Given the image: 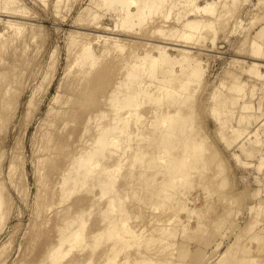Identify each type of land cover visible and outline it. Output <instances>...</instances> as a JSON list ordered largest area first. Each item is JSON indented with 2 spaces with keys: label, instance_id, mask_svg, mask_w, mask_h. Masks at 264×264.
<instances>
[{
  "label": "bare ground",
  "instance_id": "obj_1",
  "mask_svg": "<svg viewBox=\"0 0 264 264\" xmlns=\"http://www.w3.org/2000/svg\"><path fill=\"white\" fill-rule=\"evenodd\" d=\"M35 1L44 5L43 7L47 6V0ZM63 1L64 0H53L51 5L55 13L58 14L60 11ZM68 2L67 4H69ZM71 2H73V0ZM238 3L241 5L238 0H214L205 6H200L197 4V0H95L79 12L75 22L77 26L75 24L76 28L71 33L70 40L67 44V67L65 75L63 79H61L62 81L58 93L52 99L51 106L47 111V116H49L48 118L50 119H44L43 122H41L39 145L36 150L37 158L40 163L36 175L40 172V176H38L37 185V196H39L35 201L37 200L42 206L44 204L52 213L55 211L51 208L56 207V202L57 205L61 204L64 206L61 210V206L59 208L56 207L60 211L53 213V218H50L57 221V225L49 218L50 221H47L48 219H46V221L44 220V223H52L50 225L53 227V230L55 229L52 225H55L57 234H55L53 230H50L55 236L53 241L47 236L50 234V231L49 234L43 233L47 238H44L43 234H41L43 238L39 235L41 237L40 240H43V242L41 241L42 243L46 241L45 245L49 243L48 240L51 242L49 246H45V248L47 247L46 249L41 248L45 250L44 253L39 249L43 256L40 254L42 256L41 258L39 255V262H37V259L36 261L34 260L37 262L36 264H126L131 260H134L132 261L134 262L133 264H181L178 259V261H175L174 259L176 258H173L176 249L175 236L178 233L174 223L178 219L183 220L181 218L189 214L188 208L190 207L187 208L185 200L183 202V199H185L184 195H186L185 193H189L186 192V190L191 191V189L197 185H202V187L205 184L210 185L212 183L211 181L216 179L220 180V177L225 174L222 169L224 166H220L222 162H220L221 159H219L217 165L219 167H216H221L222 170H220V172L218 170L216 173H208V176H205L209 163L212 161L209 158L213 156V158L216 159L215 157L218 155H216V153L214 154L215 151L217 152V149L214 150V146L211 148V146L207 144L210 140L207 141L208 138L200 131L201 128L198 130L199 127L197 125L199 123L197 122L196 124L199 115L198 112H196V104L192 101L195 102L194 97L197 92H199V88L203 86L201 83L204 81L203 75L206 72L202 68L203 59L198 56L199 54L197 55L200 48H197V45L189 46L190 44L188 45V43L192 42L194 37L199 33L203 41L207 42L208 39H212L213 37H210V34L217 31L215 28L218 26V23H223L222 26L224 25L225 21H221L226 20L227 16H231V13H234L233 11L239 8H235ZM35 4L39 5L37 3ZM218 4L221 5V10L217 12L216 5ZM23 7L24 6L20 5L18 0H0V56L4 51L8 54L9 50L18 44H22V47L24 45L26 48L30 45L29 43L37 40L38 36L34 34L36 33L34 32L35 30H32L36 27L38 28L40 24L35 25L34 23L32 24L31 21L26 23L23 22L24 19L20 22V18L18 21L14 19L18 17L17 15H21L25 16V20H27L26 15H28L29 12H27L28 10L26 11V7L25 9ZM68 9H70V7L67 8V11ZM70 11L71 9L69 13ZM109 11L114 13V26L104 21V16H107V13L110 14ZM85 13H88L86 17ZM173 13L175 17L172 16ZM208 14H210L211 17H207ZM190 15H195L194 19H190ZM205 16L207 18H205ZM172 17L175 18V23H173V20L171 21L173 24L169 22ZM34 18L36 19V16ZM35 19L33 21H35ZM27 26L31 28L32 33L25 32L28 34L25 35L23 30ZM144 30L148 32V36L146 35L147 37L139 38L138 35H135L139 34L141 31L144 33ZM210 31L212 32L210 33ZM196 33L198 34L195 36ZM206 34L209 35L210 38L207 39ZM157 35H159V37L155 38ZM140 36H142V34ZM142 37H144V35ZM215 37L212 40L210 39L212 45L213 42L217 40ZM201 40L199 39L196 44L201 45L203 43ZM215 44L216 43H214V46ZM19 46L20 51L21 45ZM124 49H129V52L125 50L128 53L126 52L127 54H123L125 52ZM28 50H26V52ZM141 50L142 52H140ZM251 50H253L252 53L250 52L252 55L250 53L249 55H254L255 57L251 58V60L253 59L255 62L259 60L261 62L264 55L260 42L258 43L256 40H252ZM171 51L178 52V55L173 56ZM212 51L213 50L209 52ZM11 52L12 50L9 53ZM15 52L16 53H13L16 56L17 54L19 55L16 49ZM4 54H2L3 58ZM14 54L11 55L13 58L16 57ZM5 58L2 63H0V65L5 64V66L1 65L4 69H2V67L0 68L2 69L0 76H3L6 71L8 72V67L12 70L15 65L13 63L12 66L11 60L8 61V59L6 60ZM53 60L54 59L50 61L52 65L54 64ZM13 62L16 63L14 60ZM253 62L254 61H252V63ZM258 62L249 68V70H251L249 73L252 72V74L250 73L251 75L255 74L253 75L255 78L256 76L258 78L263 77L258 71V69L263 66V62L262 64ZM10 63L11 67L9 65ZM21 63L23 62L21 61ZM54 69L52 68V72H55ZM11 70L9 73H11ZM225 70L228 69L225 68ZM9 73L6 74L7 76L9 75L10 81L13 78ZM6 74L5 77H7ZM46 74H44V78ZM51 74L49 78H51ZM233 75H231V83H229L231 85L229 86L227 84L230 87L228 91L230 90L231 95L229 92V94L226 93L228 96H224L223 93H219V89L218 92L217 89H214L216 92L211 95L209 101V103H211L209 104L210 110L208 109V111H210L212 118L218 123V130L223 129L222 132L224 131L226 122L227 125H229L227 120L230 116H228L227 119L223 117H225L226 114L228 115L229 112H232L236 107L239 108L238 99L241 97L240 93L245 90L246 83L240 80L241 78L239 75ZM45 80L46 81H43L45 85H49V79L45 78ZM51 80L54 82L53 78ZM1 81L5 82L4 84L2 82L3 85L0 84V98L3 99L10 93L11 86H13L14 83L11 85L9 82L6 83L7 80H0V83ZM13 81H16V78H14ZM43 82L42 84H44ZM225 83L226 81L223 82V86L226 88L227 86ZM45 87L43 86L42 88L45 90ZM39 90L42 91L41 88ZM40 91L39 95H36L38 96V99L36 98L38 102H40L39 96L41 97V95L44 94L42 91L43 93L41 92L42 94L40 95ZM42 97L44 96L42 95ZM1 99L0 101L2 102ZM33 102L35 104V98ZM29 103L31 105V102ZM148 103L150 105L149 108L153 105L152 108L150 110L146 109L147 112L145 109L141 111V109L145 107V104H147L148 107ZM1 104L3 105V102L0 103V106ZM0 108L2 109V106ZM32 108H34V106ZM32 108L31 111L33 112L34 110L36 114V109ZM240 109L242 113H244V110H246L245 113H247V110L250 109V104L243 103L240 105ZM248 112L251 113L250 110ZM0 113L2 112L0 111ZM29 113L31 114V112ZM29 113L28 115H30ZM252 115L255 117L254 114ZM252 115L240 114L239 122L243 125V122H248L250 118L252 119ZM2 120L4 121L5 119H1V122ZM26 120L27 121H24V123H27L29 119ZM31 121H29V123ZM24 123H22V126ZM22 126L20 128H22ZM27 126L26 127L29 128L28 123ZM22 129H24V126ZM20 139L22 140L23 138L21 137ZM212 144L214 143L212 142ZM21 145H18L20 146V150L23 148H21ZM207 146L211 149L207 148ZM17 150L15 153L13 151V154L21 157L23 153L17 154ZM212 150L214 152H212ZM2 157L1 155L0 158ZM15 157L11 155V159L14 158L13 161L17 160V156ZM208 160H210V162H208ZM21 162L19 165H21ZM214 162V164H216V161ZM17 163H19V161ZM136 165L138 167H136ZM225 168L226 167H224V169ZM15 169L13 170L11 168L13 172ZM136 169L139 170H137L139 173H137ZM11 170L9 171L12 172ZM20 172L18 169V174L15 173L17 176L25 173L23 172L20 174ZM9 174L11 175V173ZM14 174L13 177L17 178ZM157 176L159 178L161 176V178L158 179ZM24 177L21 178L24 179ZM15 181H17V179H15ZM223 182L226 183V181ZM2 183L4 186V182H1L0 189H4V187H1ZM225 183H219V186H223ZM87 189L90 190L87 195L88 197H90L89 194L92 193L91 198H86ZM138 189L142 191V195L136 194L138 193ZM2 190H0V219L4 213L6 214L4 210V213L1 214V212L3 207H6L4 205L7 204V202L5 203L7 197H4V191L1 193ZM83 190H86V197L82 194L83 196H81L83 198L79 195L80 198L77 197V199L75 198L76 200L70 202L74 193H83ZM133 190H137V192L135 193ZM182 190H185L184 193ZM42 191L46 194L44 195L43 193V197H51L56 193V195H54L57 200L53 201L52 198L54 196H52L51 203L48 205L47 203H42ZM20 193L22 194L25 192ZM131 193L133 194L132 196L135 195V198L139 196L138 198L140 200L138 199V202L141 201L144 203L143 207H148V205L152 207V210L147 207L143 209L151 211L155 209L157 213L159 209L162 211V214L158 216V214L156 215V212L153 211L155 213L152 214L155 215L148 216L144 213L149 217V219L146 217L148 219L147 222V220L143 219L145 216H143L144 214L142 215V207L138 209V211L142 210L137 213L136 210L134 212L132 208H128L126 205L128 202L127 200H129L128 198L131 197L129 196ZM189 196H191V194ZM44 200L48 199L45 198ZM190 200L193 201V199ZM68 202H70V204ZM64 204L67 205L65 206ZM139 204L141 203H138L137 206ZM52 205H54V207H52ZM46 207L43 209L47 210ZM135 207H133V209H136ZM37 209L38 211H35V213L39 212V210V213H41L42 209ZM95 210H97L102 217H100L102 219L100 220L101 224H99L100 221L98 223V225L101 226L98 227V225L95 224L93 228L97 227L90 230L91 227L88 226V220L90 221V215L93 211V213H95ZM192 210L193 214H191L190 211L191 216H196L194 212L195 214L198 213L196 211L197 209ZM50 212L47 214V217L50 215ZM99 214L98 216H100ZM5 216L6 215H3L4 221H2L3 219L0 220L3 224L4 222L6 223ZM190 217L187 216V218ZM95 218L99 220L98 217ZM200 219L197 221H200ZM98 220L96 222H98ZM132 220L136 222L134 223L133 221V223H131ZM255 220L257 221V218ZM215 221L213 220V223H215ZM180 223L183 222L175 223L177 224V229L178 227H182L184 230L181 231L182 229L179 230V228L178 230L181 231L179 233L182 234V232L190 230L188 225ZM3 224L0 227H4ZM40 225L42 226L44 224L41 222ZM205 225L206 229H208L209 227L207 224ZM51 227H49V229ZM197 228L206 230L205 226L198 223ZM243 228L245 229V227ZM45 229L40 228L37 232L40 234V232ZM1 230H3V228H1ZM48 230L45 231L48 232ZM148 231L151 234H147ZM255 232L253 230L246 232L247 236L251 233L250 238L256 239L255 242H257V240L260 242L259 248L257 249L258 252L256 251L255 255H251L249 249L244 244L246 240H248V237L245 239L240 233L242 237L240 241L242 242L244 241L243 239H245L244 243L239 241L241 243L240 246L239 242V244H236L237 242L233 244L234 246L231 245L225 250L217 264H264V233ZM185 233H189V231ZM240 235L239 237L236 235V237L240 239ZM243 235L246 236V234ZM180 236H183V234ZM33 240L36 241V238ZM38 241H36L35 244H37ZM107 243L110 245H106ZM103 244L104 246L106 245V248H104L103 252L100 253L96 259L97 254L95 250L100 246L103 248ZM134 247H142V249L146 247V251L139 248L138 252L137 248ZM87 248L90 249H88L89 251L95 252V255L93 253V255L88 253L90 257L87 255L88 258L86 259H84L86 256L78 257L79 255H75V259L65 261L66 259L68 260L72 254L74 255L75 250L77 252L78 250L85 252ZM131 248L136 249L138 252H136L134 259H132L133 256H131V258L127 255V252L130 251ZM140 249L142 250L141 252L144 251V253H141ZM39 250L35 252H39ZM82 251L81 253H83ZM167 251L169 253H167ZM32 254L34 253L31 252V255ZM163 255L165 256L164 258ZM37 256L35 255V258ZM33 257L34 256H32V258ZM33 262H31V264ZM23 264L25 263L23 262Z\"/></svg>",
  "mask_w": 264,
  "mask_h": 264
},
{
  "label": "rangeland",
  "instance_id": "obj_2",
  "mask_svg": "<svg viewBox=\"0 0 264 264\" xmlns=\"http://www.w3.org/2000/svg\"><path fill=\"white\" fill-rule=\"evenodd\" d=\"M18 1L20 2V5L24 6L23 7L24 9L26 7V11L28 10L27 12H29V13H28V15H26L27 20H25V16H21V15H17L18 17L14 18V19H16L18 21L20 18L21 19V20H19L20 22H22V20L24 19L23 22L28 23L31 21L32 24L34 23L35 25H39V24L40 25L38 26V28L36 27L32 30V31L35 30L34 32H36V33H34V32L33 33L38 37H37V40L32 41V43H29L31 46L29 45L28 47H26L27 49L25 48L24 45L22 47V44H18L16 46L12 47L11 53H9L11 51L9 49H7V50H9V52L6 51V52H8V54H6L5 51H4L5 54L2 52V54H4L3 55L4 58L7 55L5 58L6 60L7 59H8V61L11 60L10 62L12 63V66H13V63L16 65V66L14 65L15 68L14 67L12 68L13 71L9 67H8L9 70L7 69L8 72L6 71V73H9L11 70L12 74L11 73H9V74L13 79L16 78V81H13V79H11L9 81L10 77H9V75L7 76L6 73L5 74L7 77H5V74L3 75L4 78H3V76H0V77H2V78H0V80H4V81L7 80L6 83L9 82V84L11 83V85L14 83L13 86H11L10 93L7 96H5V98H3V99L0 98L3 102V105L1 104L2 109L0 108V111L2 112V113H0V123H1L0 124V149L1 150L3 149V150L2 151L0 150V154L4 157V158L3 157L0 158V159H3V160H0V181L4 182V186H3V183L1 184L2 185L1 187H4V189L2 188L3 190L2 189H0V190H2L1 193H3V191H4L3 195H5L4 197H7V199L5 198L6 199L5 203L7 202V204L4 205L6 207H3L2 212H1V214L4 213V211L6 212V214L5 213L3 214V215H6L5 216L6 223L4 222L5 225L0 221V223H2L4 226V227H0V230H1V228H3V230L0 231V253H1L0 264H23V262L25 264H31V262H33L34 260L36 261V259H37V262H39L38 261L39 257L41 255L43 256V254H41V252L43 251V253H44L45 250H43V249L45 248V246H49L50 242L53 241V238L55 237L53 235V233H51V231L53 230V227H51L50 224H52V223H49V222L44 223V222L48 218L49 219L53 218V216H54L53 213H56V211H60L61 209H63L64 206L61 204L57 205V202H56L55 206L58 208L61 206L60 210L58 208L54 207V205H52V207H54V208H51V209L53 211H55L52 213V212H50L49 209H47V207L44 204H43V206L46 207V209L49 211L44 210L43 209L44 207L40 203H38L37 200L35 201V199L39 196V195L37 196V192H38V190H37L38 186L37 185H38V176H40V172L38 175H36V173H37L36 171L38 169V166H40V163H39L38 158H37L36 150L38 148L37 146L39 145V139H40L39 134H40V128L42 126L41 122H43L44 119H47V120L50 119V118H48L49 116H47V111H48L49 107L51 106L52 99L58 93V90H59V87H60V84L62 81L61 79H63V77L65 75V70L67 67V52H66L67 51V44L70 40L71 33L76 28L75 24L77 26V23H75L76 18L79 15V12L83 8H85L87 5H89L90 3H92L95 0H73V2H71L72 0L71 1L70 0H64L63 1L64 3L62 2V7H61L60 11L58 12V14L55 13L53 8H52L51 4H52L53 0H47V3H46L47 8L43 7L44 5L39 4L35 0H18ZM65 1H67V2L70 1L71 3L68 2L69 4H67V2H65ZM213 1L214 0H197V4L200 6H205V5H207ZM48 2H49V4H48ZM238 2H240L241 5L238 3L237 4L238 6L236 5L235 8L236 7H239V8H236V10L233 11L234 13H231L232 15L230 14L231 16H227V18H229L230 21H229V19L226 18V20L221 21V22L225 21L223 26H222L223 23H220V24L218 23V26L215 28V29H217V31L216 30H215L216 32L214 31L215 33L210 31V33L212 32L211 33L212 36L210 34V37L214 38L217 35L215 37V38H217V40L213 42V45L211 42V40L213 38L211 39L209 37V35H207L208 33L206 34L207 35L206 37H207V39L210 38L211 40L208 39L207 42L203 41V38L201 40L200 33L199 34L196 33L195 36L197 34L199 36L197 35L196 37H194L193 41L191 40L192 42L188 43V45L190 44L189 46H192V45L196 46L197 45L196 47L200 48L199 51L197 52V55L199 54L198 56H200V58L203 59L202 60L203 64L202 63L201 64H202L203 70L206 72L203 75L204 76L203 80L205 82L202 81L201 84L203 86L202 85H200L202 87L199 86L200 87L199 92H197V90H198V88H197V90H196L197 94L195 96L196 98L194 97L195 102L192 101L193 103L196 104V107H197L196 112H198V115H199L198 116L199 118L196 121V124H197V122L199 123L197 125L199 127V129L198 128L197 129L200 130V128H201L200 131H202L203 134L206 135V138H208L207 141L210 140L209 143L206 141L207 144L210 145L211 148L214 146L213 147V149L215 148L214 150L217 149V152L216 151L214 152L213 150H212V152H214V154L216 153V155L219 156V157L214 156L216 159H214L213 156H212L213 159L209 158L212 161H211V163H209V166L206 170L207 174L205 173L206 174L205 176H208V173L211 174V172L216 173L218 170L220 172V170H222V169H223V173L225 172V174L222 177H220L221 179L219 178L222 181L216 179V180L211 181L212 183L210 185L205 184V185H203V187H202V185H199V186L197 185L198 187L195 186L194 187L195 189L193 188V189H191V191L186 190V192H189V193H185L186 195H184L185 199H183V202L185 200L186 201L185 204H187L186 205L187 208L190 207V208H188L189 214L187 216L190 217L191 214H193L192 209H194V210L197 209L196 211L199 214L198 213L195 214V212H194V215H196V216L192 215L190 218H187L186 215L183 218L179 217L183 220H180L177 218L178 220H176L175 223L176 222H183L180 224H186L190 228V230L185 231V232L189 231V233L182 232L183 236H180L182 234L179 233L181 231H184L182 229V227L181 228L178 227V229L180 228L179 230L182 229L181 231H179L177 229V226H176L178 223L177 224L174 223L175 228L178 231V233L175 236V238H176V240H175L176 249L174 247L175 251L172 248V250L175 252V255L173 254V258H176V259H174L175 261L179 260L181 262V264H217L220 257L225 252V250H227L231 245L234 246L233 244H235L236 242H237L236 244H239L241 242L240 240L242 239V237H245V239H247L246 237H248V240H246V243H244L245 239H243L244 241H242L241 243L245 244V246L249 249L251 255L252 254L255 255L256 251L258 252L257 249L259 248L260 242H258V240H257V242H255L256 239L254 240V239L250 238V234L253 232L249 233V236H247L246 232L252 231V230L255 232V230H256L255 233H257V232L264 233V231H263L264 228H262V227H264V225H263L264 224V78H263L264 77V61H263L264 58H262L261 62L259 60H258L259 62L256 60V62L261 63V64L263 62V64H262L263 66H261V64H260L261 67L258 69L259 73L262 74V76H263V77H261L262 79L258 78L257 76L255 78L253 76L255 74L251 75L252 72H250L251 74L249 73V71H251V70H249V68H251L252 65L256 63L255 60H253V59L251 60V58L254 57V55L251 56L252 55L251 53L253 52V50H251L252 40L253 41L256 40L258 43L260 42V44L262 45V53L264 55V0H248V1L247 0H238ZM243 2L246 4H244ZM35 3H37L39 5H36ZM68 5L71 9L70 13H69L70 9H68V11H67V8H69ZM217 6H218V8H217ZM216 10H217V12L219 10H221L220 4L216 5ZM66 11H67V13L65 14ZM109 12H110V14L107 13L106 14L107 16H104L105 17L104 21L107 24L114 26L115 25V19L113 16L114 13H112V11H109ZM68 13H69V15H68ZM87 14L85 13V17ZM233 14L235 15L236 18L234 17ZM174 15L175 14L173 13L172 16H174ZM209 15L210 14H208L207 17H211V15L210 16ZM35 16H36V19L34 18ZM37 16H39V17H37ZM194 16L195 15H190L189 18L191 17L190 19H194ZM207 17L205 16V18H207ZM34 19L36 22L33 21ZM172 20H173V23H175L174 22L175 18H173V17L171 20H169V22L171 24H173L171 22ZM226 21H227V24H226ZM228 21H229V23H228ZM220 26H222V27H220ZM218 27H220V28H218ZM26 29H27V31H26ZM218 29H219V32H218ZM30 31H31V28H28V26H27L23 30V33H25V32L26 33H32V31L31 32ZM145 31L146 30H144V33H142L143 31H141L139 33L140 35L142 34V36L144 35V37L140 36L139 34H135V35H138L139 38H145L148 36V32H145ZM26 33H25V35H28ZM135 33H137V32H135ZM130 34H132V33H130ZM158 37H159V35L155 36V38H158ZM226 37H227V39H226ZM173 39H176V38H173ZM173 39H172V41H173ZM199 39L203 42V43L201 42L202 43L201 45L199 44L200 46L198 44H196V43H198ZM174 41H176V40H174ZM214 43H216L215 46H214ZM203 44H204V46H203ZM19 45H21L20 51H19V49H20ZM204 47L207 49H205ZM213 47H215V48H213ZM127 48H129V47H127ZM239 48H241V49H239ZM15 49L19 53V55L17 54V56L14 54V53H16ZM26 50H28V51L26 52ZM125 50H128V52H129V49H124V51ZM211 50H213V51L209 52ZM55 51H56V53H55ZM126 52L127 51H125L123 54L128 53V52L127 53ZM140 52H142V50ZM21 53H22V55H21ZM249 53L251 55H249ZM2 54H1L0 58L2 57ZM13 54L16 56V57L14 56L15 58H13V56H11ZM53 54L54 55L57 54V55L54 56ZM171 54L173 56H177L178 52L171 51ZM8 55L11 57L8 58L9 57ZM26 57H27V59H26ZM4 58L2 57V59L0 60L1 61L0 63H2ZM11 58L14 61H16V63L13 62V60ZM51 58L54 59L53 65L50 62L52 60ZM57 60H58V62H57ZM21 61L23 63H21ZM252 61H254V62L252 63ZM11 63L9 64L10 67H11ZM17 64H18V66H17ZM1 65L5 66V64H1ZM1 65H0V68L2 67ZM54 67H55V69H54ZM52 68L55 70V72H52L53 71ZM225 68L228 69L229 71L225 70ZM2 69H4V68L2 67ZM2 69H0V72ZM48 69H49V71H48ZM14 70H15V72H14ZM247 70H248V72H247ZM44 74H46L45 78L49 79V82L51 85L50 84L45 85V83L43 82V81H46L44 78ZM50 74H51V78H49ZM230 74L231 75H233V74L239 75V77L241 78L240 80L245 82L246 84H245L244 92L240 93L241 97H239V99H238L239 100L238 101V105H239L238 107L239 108L236 107L235 108L236 110L234 109L232 112H229L228 115L227 114H226V116L224 115L225 117H223V118L227 119L228 116H230V117H228V120H227L229 125H227V122H226L224 131L222 132L223 129L218 130L219 129L218 123L216 122V120H214V118H212L210 111H208L209 106H210L209 104L211 103V102L209 103V101L211 99L210 98L211 95L216 92L214 89H217V92L219 89V93H223L224 96L227 95L226 93L229 94L230 90L228 91V89H230L229 86L231 85L229 83H231L230 79L232 77ZM46 76H48V77H46ZM225 76H226L227 80H226ZM6 78H8V79H6ZM52 78H53L54 82L51 80ZM228 78H229V80H228ZM224 81H226L225 85L227 86L226 87L227 89L225 88V86H223ZM2 82L3 81H1L0 84H2ZM42 82L44 84H42ZM47 82H48V80H47ZM4 83L5 82H3V84ZM41 84L44 87L46 86L47 89L48 88H50V89L47 90L45 87V90H44V88H42L43 86ZM49 86H51V87H49ZM39 87L42 89V91L44 90L43 91L44 94H42L43 92L39 90L40 89ZM223 90H225V91H223ZM39 91H40V95L42 94L44 96V97H42V95H41V97L39 96L40 102H38V100H37L38 96H36V95H39ZM46 93H49V94H46ZM195 93H194V95H195ZM241 94H243V95H241ZM230 95H231V92H230ZM32 97H33V99H32ZM34 98L36 101L35 104L33 102ZM4 99H5V101H4ZM2 102L0 101V103H2ZM29 102H31V105ZM32 102H33V105H32ZM243 103L250 104V109L247 110V113H245L246 110L243 111V109H242V111L244 113L241 112L240 105H242ZM38 104L41 106H39ZM31 106L32 107L34 106V108H32ZM152 106L153 105H151V108H152ZM149 107H150L149 103H148V107H147V104H145V107H143V108L141 107L143 109V110L141 109V111H144V109H145V111L147 112L148 109L149 110L151 109ZM31 108L36 109V114H35L34 110H33V112L31 111ZM37 108H38V110H37ZM194 108H195V106H194ZM249 110L251 113L248 112ZM29 112H31V114ZM239 112H241V113H239ZM28 113L31 116L28 115ZM32 113H33V115H32ZM240 114H242V115L243 114H247V115L248 114H250V115L254 114L255 117L252 115L253 117L251 116L252 119L251 118L249 119V121H248L249 123L243 122V125H242V123L239 122ZM27 116H28V118H27ZM29 116L31 118L34 116L35 117L31 119ZM1 119H5L6 121L2 120V122H3V124H2ZM26 119H29L27 122L29 125V128H27L28 127L27 123L26 122L24 123V121H27ZM29 121H31V122L29 123ZM4 122H5V124H4ZM22 123H24L23 126H24V129H26V130L22 129L23 128ZM239 123H240V125H239ZM196 124H195V127H196ZM21 126H22V128H20ZM18 130H20V131L22 130V131L20 132ZM25 131H26V133H25ZM219 132L221 133V135ZM24 133L26 136L24 135ZM222 135H223V137H222ZM19 136H20V138L22 137L23 139L21 140L19 138ZM225 137H227V138H225ZM18 141L20 142V144ZM15 142H16V144H15ZM212 142L214 144H212ZM228 142H229V144H228ZM225 143L227 144V146ZM18 145H21V148L23 147L22 150H20V146H18ZM17 147H19V148H17ZM207 148L211 149L209 146H207ZM15 149L16 150L18 149L17 150L18 152H16L17 154L23 153V155H21V157L23 156L24 159H23V157L21 158L19 156L21 158L20 159L18 157V155L13 154V151H14V153L16 151ZM19 150H20V152H19ZM1 155H0V157H1ZM11 155L14 157L17 156V160L13 161L14 158L11 159ZM209 156H210V153H209ZM15 159H16V157H15ZM19 159L23 162H21ZM219 159H221L220 162H222V164L220 166L226 167L225 169H224V167H222V169H221V167L217 168V167H219V166H217ZM210 160H208V162H210ZM18 161H19V163H17ZM214 161H216V164H214L215 163ZM20 162H21V165H19ZM15 163H17V164H15ZM11 165L14 167H12ZM17 165L20 167H18ZM23 166H24V168H23ZM136 167H138V166L136 165ZM11 168L13 170L16 168L17 171L15 169V171L13 172V170H11ZM20 168L21 169L23 168L22 169L23 171ZM18 169H19V172L21 170L20 174H22L23 172H25V173L20 175V176L19 175L17 176ZM9 170H11L12 172H10ZM137 170L138 169H136V171ZM138 171H137V173H139ZM155 171H157V170H155ZM125 172H126V170H125ZM9 173H11L12 176ZM13 174H14V176H17V178L13 177ZM21 177H24V179H22ZM160 178H161V176H160ZM160 178L158 177V179H160ZM15 179H17V181H15ZM21 179H22V181H21ZM24 180H26V181H24ZM223 181H226V183ZM13 182H15V183H13ZM17 182L19 183V185ZM137 182H138V180H137ZM219 183H223V184L225 183V185L219 186ZM15 185H16V188H15ZM17 185L20 187L22 186L21 187L22 190ZM83 191H84L83 193L78 192L79 194L77 192H76L77 194L74 193V195L72 197L73 199L71 198L70 202L76 200L77 197L80 198L79 195L81 196L83 194L85 196L86 190H83ZM130 191H132V190H130ZM133 191H135V193L137 192V190H133ZM182 191L184 193L185 190H182ZM20 192H25V193L21 194ZM88 192H90L89 189H87L86 196L88 195ZM141 192L142 191L140 189H138V193H136V194L142 195ZM43 193H44V195H46L45 192L42 191L41 198L43 197ZM54 194L56 195V193H54ZM54 194L52 195V196H54L52 199H53V201H56L57 199H56V196ZM91 194H89L90 197H88V196L87 197L85 196V197L91 198ZM190 194H191V196H189ZM132 195H133L132 193H131V195H129L131 197L128 198L129 199V200H127L128 202L125 201V202H127V204L126 203L125 204L128 206V208L130 207V208H132V210H134V212L136 210V212L138 213L143 208L147 207V206L143 207L144 203H142L141 201L138 202L139 196H136L137 198H135V195L134 196H132ZM82 196H81V198H83ZM51 197H49V196L45 197L44 196L42 198L43 199L42 203H45V204L47 203V205H48L52 201ZM45 198H47L48 200H44ZM49 199H51V200H49ZM190 199H193V201ZM136 200L138 203H141V204H139L140 206L138 205L139 208L137 206L138 203L136 202ZM197 200H199V201H197ZM187 201H189V202H187ZM39 202H41V201H39ZM70 202H68V203L70 204ZM196 205H197V207H196ZM36 207L39 209L40 208L42 209L41 213H39L40 210H39V212L35 213V211H38V209ZM133 207H135L136 209H133ZM141 207H142V209L138 211V209H140ZM192 207H194V208H192ZM147 208L148 209L151 208V210H152V207L149 205ZM35 209H37V210H35ZM148 209H143V210L146 211ZM143 210L141 211L142 215L144 213H146L148 216L155 215V214H152L155 212H156V215L158 214V216L162 214V211L159 209H158V211L160 212V214H159V212L157 213V210H155V209H153V211H155V212H153L151 210H148L145 212ZM45 211H46V213H45ZM190 211H191V214H190ZM49 212H50V215H48V217H47V214ZM258 212H260V213H258ZM92 213H91L92 216L90 215V217H91L90 221L88 220V222H89L88 226L91 227L90 230L95 229L97 226L95 228H93V226H95V224L98 225L99 221L102 220L101 219L102 217L98 213L97 210H95L96 214L95 213L92 214ZM94 214H95V216H94ZM98 214L100 216H98ZM3 215L1 217V219H3L2 221H4ZM197 215H199V216H197ZM55 216H56V214H55ZM143 216H145V217H143V219L147 220V222H148L149 217L146 216L145 214ZM95 217H98L99 220ZM146 217H148V219ZM199 217L202 218L203 220L200 219ZM186 218H187V220H186ZM256 218H257L258 222L255 220ZM49 219L47 221L52 220V219H50V220ZM54 219H57V218H54ZM96 219L98 220V222H96L97 221ZM199 219H200V221H204V222L197 221ZM145 220H143V221L145 223H147ZM207 220H208V222H207ZM213 220L214 221L216 220L215 223H213ZM52 221L54 222V224H56V225L58 224L57 221H54V220H52ZM133 221H134V223L136 222L135 220H132L131 223H133ZM259 221L261 223L262 222L263 223L261 224ZM41 222L44 225L41 226L40 225ZM197 223L205 226V229H206L205 224H207V226L209 228L207 227L208 229H206V230L202 229L201 230V228H197ZM2 224H0V226H2ZM99 224H101V221ZM258 224H259V226H258ZM52 226H54V229H55V230H53V232H55V234H57L56 233L57 229L55 228V225H52ZM88 226H87V228H88ZM100 226L98 225V227H100ZM180 226H182V225H180ZM49 227H51V228L49 229ZM243 227H245V229ZM40 228L41 229L46 228L45 229L46 231L48 229L49 230H48V232H46L45 230H42V232H40V234H39V232H37V230H39ZM193 228L196 232L193 230ZM250 228H251V230H250ZM254 228H255V230H254ZM196 229H198V230H196ZM88 230H89V228H88ZM244 230H245V232H244ZM49 231H50V234H49ZM191 232H194V233H191ZM43 233L44 234L48 233L49 234V235H47L48 238H51L50 239L51 241L46 239L49 242V243H47V245H45L46 241H44V243H42L43 240H40L41 237L39 235H41ZM240 233H241L242 237H241ZM44 234H43V236H44ZM147 234H151V233L148 231ZM235 234L238 237L240 235V239L238 237H236ZM243 234H246V236H244ZM43 236H42V238H43ZM45 237H46V235L44 236V238ZM34 238H36V241L39 240L37 242V244H35L36 241L33 240ZM241 243L239 244V246L241 245ZM244 244H242V245H244ZM106 245L109 246L110 244L107 243ZM261 245H262V243H261ZM105 246L103 244V248L100 246L97 248V250H95V252L97 254L96 259H97L98 255L103 252L104 248H106ZM182 246H184V247H182ZM1 248H3V249H1ZM41 248H43V249H41ZM134 248H137V250L139 248L142 249V247H134ZM145 248L143 247L144 251H146ZM39 249L41 250V252ZM88 249L89 248H87L85 252L81 250L83 253H81L80 250H78V252L75 250L74 251L75 253L73 252L74 255L72 254L70 256L71 258L69 257L68 260L66 259L65 261H69V259L70 260L75 259L76 256H78V255H79L78 257H81V256L85 257L86 256L84 259L88 258L87 255H89V254L91 255L93 253V252L89 251L90 249L89 250ZM132 249L133 248H131L130 251L127 252V255H129L130 257L133 256V258L132 257L131 258L134 259V256L136 255L137 250L136 249L132 250ZM141 249H140V252L143 250V249L142 250ZM37 250H39V252H35ZM144 251L141 253H144ZM31 252H33L36 256L38 254V256L35 258V255L34 254L31 255ZM76 252H77V254H76ZM138 252H139V250H138ZM84 253H85V255H84ZM167 253H169V252L167 251ZM163 254H165V253H163ZM90 255H89V257H90ZM124 255H125V253H124ZM32 256H34V257L32 258ZM42 256H41V258H42ZM72 256H73V258H72ZM164 257L165 256L163 255V258ZM159 258H161V257H159ZM35 261L32 264H36L37 262H35ZM132 261H134V260H131L130 261L131 263L129 261L127 263L133 264L134 262H132Z\"/></svg>",
  "mask_w": 264,
  "mask_h": 264
}]
</instances>
